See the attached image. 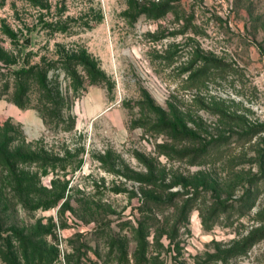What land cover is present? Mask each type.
<instances>
[{"label":"rangeland","instance_id":"1","mask_svg":"<svg viewBox=\"0 0 264 264\" xmlns=\"http://www.w3.org/2000/svg\"><path fill=\"white\" fill-rule=\"evenodd\" d=\"M0 143L18 264H264V0H0Z\"/></svg>","mask_w":264,"mask_h":264},{"label":"trees","instance_id":"2","mask_svg":"<svg viewBox=\"0 0 264 264\" xmlns=\"http://www.w3.org/2000/svg\"><path fill=\"white\" fill-rule=\"evenodd\" d=\"M162 1L163 0L159 2ZM71 63H78L83 65L86 68V71L90 73L92 80L97 79V75L100 73L93 71L94 68H96V63L94 61H90V55L86 54V52H83L81 55L66 56L63 64L66 65V67L69 69V65ZM28 71L30 70H26V72ZM15 102L17 105H22L20 100L18 99H16ZM25 159H29V156L17 155L12 152L8 153L5 143H0V188L4 186H8L11 188L12 186H17L18 188L24 190L23 196L22 194L20 195V197H23V201H25L29 197V183L32 182L33 178L30 176H25L22 173L17 174L14 170H12V162L24 161ZM6 167L9 168L6 169ZM3 170H6V173H3ZM7 246V250H3L2 248H0V255L8 264H18L13 250L10 248V245L7 244Z\"/></svg>","mask_w":264,"mask_h":264},{"label":"built area","instance_id":"3","mask_svg":"<svg viewBox=\"0 0 264 264\" xmlns=\"http://www.w3.org/2000/svg\"><path fill=\"white\" fill-rule=\"evenodd\" d=\"M139 2H159L161 0H137Z\"/></svg>","mask_w":264,"mask_h":264}]
</instances>
